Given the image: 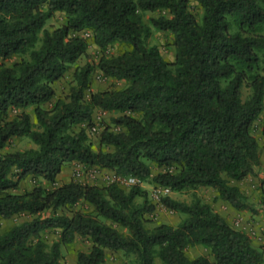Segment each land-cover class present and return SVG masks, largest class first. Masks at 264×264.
<instances>
[{"label":"trees","instance_id":"trees-1","mask_svg":"<svg viewBox=\"0 0 264 264\" xmlns=\"http://www.w3.org/2000/svg\"><path fill=\"white\" fill-rule=\"evenodd\" d=\"M189 2L0 0V217L30 216L0 233V264H60L62 245L77 235L92 246L78 252L76 264H103L107 249L134 257L136 264L264 263L263 248L199 197L189 203L163 196L162 204L184 217L177 225L149 228L145 214L155 203L140 182L124 188L71 180L15 191L29 176L56 183L64 166L78 161L173 192L211 186L235 209H253L232 181L261 164L252 128L263 115L264 139V0H197L200 20ZM147 11L159 12L150 24L172 34L174 61L149 43L152 29L142 19ZM57 12L66 21L50 30L46 23ZM82 30H90L102 50L114 43L129 48L86 63L70 93L56 97L55 82L88 50ZM26 53L11 65L4 62ZM97 68L126 84L90 91L87 98ZM244 86L251 90L246 99ZM32 106L38 128L27 111ZM96 108L121 113L112 120L122 129L100 134L111 150H95L88 139ZM13 109L19 112L11 116ZM15 137H29L36 147L4 151ZM155 166L161 170L154 173ZM79 203L91 210L72 209ZM67 207L68 213L58 212ZM47 229L57 230L60 239L48 243L42 238ZM194 245L210 254L189 256Z\"/></svg>","mask_w":264,"mask_h":264},{"label":"rangeland","instance_id":"rangeland-1","mask_svg":"<svg viewBox=\"0 0 264 264\" xmlns=\"http://www.w3.org/2000/svg\"><path fill=\"white\" fill-rule=\"evenodd\" d=\"M190 10L195 13L197 18L200 20L202 16L203 9L198 4L197 0H190ZM159 12H143L142 19L146 24H149L152 29V34L149 37L150 44H156L159 46L161 53L163 56L169 60L174 61L175 59V46L173 45V37L169 31L157 29L155 26L150 24L149 17L157 16ZM66 21L64 12H57L54 17H52L46 23V27L50 30L63 25ZM79 35H83L89 39V47L87 52L82 55L75 63L70 65L69 70L57 80L54 84L56 89V97H66L70 93L71 87L75 84V73L80 70L81 67L86 65V63H95L99 60L103 53L108 55L118 54L126 49L129 46L114 43L110 45L107 49L102 50L94 43H92L91 31L90 30H82L78 32ZM42 36V34H41ZM40 45V42L39 44ZM22 57L28 58L29 53L23 55H16L12 59H7L4 62L8 65H11L13 62L20 60ZM2 59H0V62ZM264 66V62L261 64ZM264 73V71H262ZM90 79V89L87 91L86 97H89L90 91L104 90L110 88H120L126 84L124 80H117L114 78L107 77L103 75V73L97 68L91 74ZM251 90L249 87L244 86L242 88V97L246 99L250 94ZM52 103L45 104V107H51ZM27 111L31 113L32 120L35 123V128H38V123L34 114V107L27 108ZM18 109H13L10 111V115L14 116L18 113ZM119 111H106L101 108H96L93 113L92 124L89 128H87L88 139L92 144V147L95 150L103 149V150H111L112 147L108 145H103L100 143V134L101 132L108 128L109 130L119 131L122 129L121 126L116 125L112 118L120 115ZM262 117L259 118L253 128L252 133L256 136L261 146V164L255 168L253 174L246 176L241 181H232V184H237L240 186L242 192L246 195L248 201L252 204L253 209L248 210L247 214L237 213V209H235L230 203L227 201H223L216 198L217 191L215 188L211 186H200L194 189H187L180 192H173L171 196L175 199L192 202L195 197H199L201 200L205 202L211 203L213 208L223 214L231 224L240 221L243 222V225L247 228L246 231H249L252 237L255 239H259L264 235V139L262 136ZM82 127H86L87 123H82ZM77 125L75 128H79ZM30 147H36V144L29 137H15L12 139L8 147L4 149V151L9 150H22ZM161 168L154 167L153 172L156 173ZM118 174L111 169L108 168H99V167H86L82 163L78 161H73L64 166L62 172L58 175L56 183H51L42 178L35 180L31 176L23 179L19 185V187L15 190L16 192H22L24 190L32 189L37 183L43 185L47 188H53L54 186L60 185L64 182H68L71 180L79 181L87 184H97V185H108L112 182H117L124 188H129L130 185L125 183H121L117 181L115 178ZM142 186L148 190L149 199L155 203V210L152 213L145 214V225L149 228H152L161 223H170L173 225H177L180 220L184 217L182 213L174 211L172 209L167 208L162 204L161 198L156 196L159 191L158 188L160 185L153 184L150 180L143 181ZM136 201L141 202L142 198L137 197ZM83 209L85 211H90L91 206L84 203H79L74 206L72 209ZM70 208H62L59 209V213H68ZM250 212L253 214L250 215ZM242 214V215H241ZM30 218V216L21 215L16 216L15 218H3L0 217V233L6 231L10 226L25 219ZM106 222L112 224L116 228L121 231H127L126 228L111 222L110 220H106ZM253 222L255 224H253ZM257 222V223H256ZM42 238H44L48 243H52L55 240L60 239V235L57 230L47 229L42 232ZM92 246V242L90 239L77 235L75 239L70 242L62 245V255L60 264H76L77 263V254L80 251H88ZM187 254L191 257H195L203 254H210V250L208 247L203 245H194L187 249ZM103 264H136L134 257L128 256L124 254L122 251H114L107 249L105 255V261Z\"/></svg>","mask_w":264,"mask_h":264},{"label":"built area","instance_id":"built-area-1","mask_svg":"<svg viewBox=\"0 0 264 264\" xmlns=\"http://www.w3.org/2000/svg\"><path fill=\"white\" fill-rule=\"evenodd\" d=\"M117 179V181L121 182V183H125L127 185H132L135 183H142L138 178L134 177V176H122V175H118L115 177ZM159 193L156 195L160 198H162L165 195H171V193H173V191L169 188V187H165V186H160L158 188Z\"/></svg>","mask_w":264,"mask_h":264},{"label":"crops","instance_id":"crops-1","mask_svg":"<svg viewBox=\"0 0 264 264\" xmlns=\"http://www.w3.org/2000/svg\"><path fill=\"white\" fill-rule=\"evenodd\" d=\"M248 210H237V213H241L242 212V214H247V213H245V212H247ZM241 214V215H242ZM253 213L252 212H250V215H252ZM229 220V219H228ZM230 222V221H229ZM231 223V222H230ZM257 223V222H256ZM253 224H255L254 222H253ZM262 224L264 225V222L262 221ZM233 226L235 227V228H237V229H240V230H242V231H244V232H246V233H248L249 235H250V237H251V240H252V242H253V244L254 245H256V246H260V247H262L263 248V250H264V235L262 236V237H260L259 239H255L254 237H252L251 236V234L249 233V231H246V229L245 228H247V227H245L244 225H243V222H240V221H238V222H236V223H234L233 224ZM264 264V263H263Z\"/></svg>","mask_w":264,"mask_h":264}]
</instances>
